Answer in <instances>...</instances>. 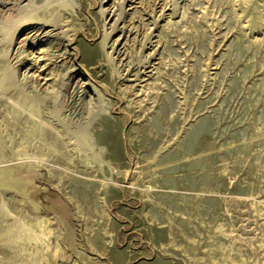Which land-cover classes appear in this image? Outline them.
I'll use <instances>...</instances> for the list:
<instances>
[{
    "label": "rangeland",
    "instance_id": "obj_1",
    "mask_svg": "<svg viewBox=\"0 0 264 264\" xmlns=\"http://www.w3.org/2000/svg\"><path fill=\"white\" fill-rule=\"evenodd\" d=\"M65 1L0 0V264H264V0ZM26 11L87 80L56 110L21 79L52 38L6 33Z\"/></svg>",
    "mask_w": 264,
    "mask_h": 264
},
{
    "label": "bare ground",
    "instance_id": "obj_2",
    "mask_svg": "<svg viewBox=\"0 0 264 264\" xmlns=\"http://www.w3.org/2000/svg\"><path fill=\"white\" fill-rule=\"evenodd\" d=\"M51 1H57V2H59L58 4L62 5V6L67 5V2L65 0H51ZM105 8H101L103 13L106 11ZM22 9H23V7H22ZM26 12H28V13H26V15H21L19 21L17 22L15 29L12 31H8L6 33H7V36H10V37L13 36L15 34V32L21 33V35L23 37L21 36L22 38L20 37L19 41H17V42L21 43V45L18 44L19 46L17 49H18L19 54H21L23 57H26L30 54V52L27 51L25 46L33 44V42H35L36 40H40L41 37L39 35L41 33H44L43 36L44 35L48 36V39H49V37L52 38L47 42L46 49L44 48L45 50L43 48H39V50L40 49L41 50L40 51L38 50V54L31 57V58H33L34 64L35 63H42L46 59H51L50 63L44 62L41 65L44 67L43 72H42L43 75L41 77H39L40 73L35 74L36 69L34 71H32L29 75H28V71L24 70L22 72L23 77H21V79H23L25 77H29L31 79L34 77L33 79H34L35 83H32V90L36 91L35 97L38 100H41V99L45 100V104L47 105V108L48 107H51V108L55 107V110H56V107H57V105L61 99V96L65 94L64 90H63L64 87H67V90H68V88H72L71 89L72 91L70 93H73L74 91H78L79 88H81V87H86L87 86V82H86L87 80H86V78L82 77L81 71H79L78 67L75 66L74 55H73L74 53L72 51H70L68 48V45H69L72 38H69V36L66 37L63 34L58 33L57 31L54 32V30L56 29V28H54V25H55L54 20H51L50 18L49 19H42V17L37 16L33 13L30 14L29 11H26ZM23 13H25V12H23ZM4 30H5V28H4ZM28 41H31V42L28 43ZM50 46L55 47V50L59 53H57V55H49L48 51L45 52L46 50H48V47H50ZM110 47H111V50L108 51V58L113 59L114 56L112 54V52H113L112 50H113L114 46L111 44ZM46 55H49V56H46ZM59 57H60V59L56 60ZM57 61H59V62L62 61V62L60 64H56L53 67L50 66L52 63L57 62ZM125 66H126V69L124 68V70H126V72H127L126 74H128V72H130L129 68L131 67V61H128ZM46 69H49V70L46 71ZM16 71H17V69H16ZM16 71L14 70L10 75L13 77L14 74L16 73ZM123 73L124 72H121L118 70L116 75L120 76ZM82 78H84L85 80H82L80 82V80ZM21 79H19V80H21ZM24 85H26V84H24ZM38 85H40V86L38 87ZM81 90H83V89H81ZM70 93H69V96H70ZM80 104H81L80 116H81V118L84 119L83 121L85 122L86 126H88L96 118L97 115L106 113L107 108H105L103 106L102 100H100L99 97H96V95L94 96V93H93V95L91 94L89 96H86V94H85L84 96H82V99L80 100ZM46 105H45V107H46ZM60 105H62V104H60ZM49 110H50V108H49ZM17 223H19V222H17ZM34 226H37V229H35ZM16 227H18V229H19V231H18L19 233L17 232L18 236H16V237L21 238L22 235L23 236L25 235V237H27V239H31L32 241L34 240L35 241L34 243H39V244H40V241L42 240V238L44 236L46 237V235L50 231L49 229H47L45 220L41 216H36L34 224H32V225L26 224L22 221ZM14 229H15V227H14ZM9 230H11V229H9ZM13 233L15 234V232H13ZM12 236H13V234H12ZM25 237H23V239H25ZM13 240H14V237H13ZM41 258L39 257V260Z\"/></svg>",
    "mask_w": 264,
    "mask_h": 264
}]
</instances>
